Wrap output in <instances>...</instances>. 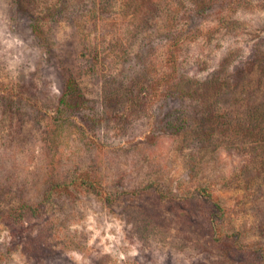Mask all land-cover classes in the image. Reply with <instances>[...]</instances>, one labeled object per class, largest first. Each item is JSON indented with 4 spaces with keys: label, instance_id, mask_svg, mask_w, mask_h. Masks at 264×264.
<instances>
[{
    "label": "rangeland",
    "instance_id": "obj_1",
    "mask_svg": "<svg viewBox=\"0 0 264 264\" xmlns=\"http://www.w3.org/2000/svg\"><path fill=\"white\" fill-rule=\"evenodd\" d=\"M126 1L0 0V264H264V0Z\"/></svg>",
    "mask_w": 264,
    "mask_h": 264
},
{
    "label": "trees",
    "instance_id": "obj_2",
    "mask_svg": "<svg viewBox=\"0 0 264 264\" xmlns=\"http://www.w3.org/2000/svg\"><path fill=\"white\" fill-rule=\"evenodd\" d=\"M193 1H194V7L196 8V10H201V8H203L208 2V0H193ZM146 4L150 5L148 6V9L149 7L154 8L155 6L159 5V0H146ZM142 6H144V4H141L140 0H129V1L124 2V4L122 5V8L130 12L132 16L138 15L140 18H143V13L139 14L141 13ZM196 13H199V12H196ZM183 17L184 15H180L179 12L177 11L175 12V9H173L170 11V14H166V22L168 24L170 23L174 25L175 22H178L180 19L182 20ZM34 27L35 28H33V31L37 33L40 29L39 25L38 27H36L34 24ZM167 33H168V40H167L168 47L166 51V60L170 65L174 67L176 64V54L178 51L179 43L189 34V30L185 31V29H183L180 32H175V33H171L170 31H168ZM171 86L172 88H178V86L175 83L171 84L169 87ZM199 191L204 199L212 201V204L213 206L216 207V209H221V206L218 204V202L213 200L211 192L208 191L207 188L202 186L200 187Z\"/></svg>",
    "mask_w": 264,
    "mask_h": 264
}]
</instances>
